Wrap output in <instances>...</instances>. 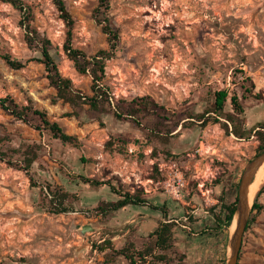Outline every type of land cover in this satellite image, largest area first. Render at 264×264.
I'll use <instances>...</instances> for the list:
<instances>
[{"label":"rangeland","instance_id":"obj_1","mask_svg":"<svg viewBox=\"0 0 264 264\" xmlns=\"http://www.w3.org/2000/svg\"><path fill=\"white\" fill-rule=\"evenodd\" d=\"M23 2L25 14L0 1V97L45 110L77 144L51 138L33 114L18 118L0 107L4 148L23 142L43 146L28 174L0 159V264H99L108 249L101 252L96 245L104 240L115 248L129 241L142 248L148 234L141 208L127 205L104 217L95 209L100 201L116 198L113 189L74 176L110 180L122 191L140 189L152 204L163 206L155 214L176 224L175 247L186 252V264H219L220 259L226 264L229 230H212L213 212L219 210V197L231 198V184L239 183L258 141L253 133L248 139L225 133L213 112L205 114L212 117L204 126L189 125L193 118L184 116L203 112L211 107L215 91L226 90L224 110L233 111L230 96L236 95L245 128L264 122V0L108 1L105 16L118 42L105 61L102 82L115 98L147 96L170 119H179L163 138L143 134L130 120L110 113L98 116L87 105L77 115H66L72 108L53 102L55 90L40 62V42L28 41L25 24L49 39L60 73L88 95L91 77L78 73L63 50L68 27L53 0ZM64 3L73 20L71 46L87 56L107 48V35L96 21L99 0ZM6 55L22 67H10ZM111 135L127 139L120 152L105 149ZM175 171L184 182L177 194L167 183L176 185ZM216 180L222 182L218 188ZM45 183L76 195L71 211L54 213L42 204L40 186ZM260 186L262 208L248 214L237 264H264V180ZM83 227L92 230L81 232ZM112 264L128 263L117 257Z\"/></svg>","mask_w":264,"mask_h":264},{"label":"trees","instance_id":"obj_2","mask_svg":"<svg viewBox=\"0 0 264 264\" xmlns=\"http://www.w3.org/2000/svg\"><path fill=\"white\" fill-rule=\"evenodd\" d=\"M0 1L23 11V14H25L26 10H24V8L26 6H24L23 0ZM108 1L109 0H99L96 15V21L101 24V30L107 35L108 47L101 48L95 54L87 56L81 50L73 48L70 44V25L73 20L66 9L64 0H53L55 7L60 13V17L68 27L63 50L66 56L73 62V66L78 73L88 74L91 77V95L85 94L77 89L69 77H65L60 73L57 62L50 49L51 44L49 39L40 37L36 29L30 27L29 24H25L26 33L27 31L29 33L26 34L28 41L30 42L33 38H37L40 42V62L43 63L46 70V78L49 85L55 90L53 102L61 100L62 102L68 103L72 108V111L68 112L66 115H77V109H84V105H87V110L97 115L110 113L117 120H130L133 125L141 129L143 134H154L163 138V136L168 135L177 127L179 119H170L164 107L158 105L152 98L147 96L133 98L131 100H127L122 96L115 98L107 86L102 82L106 73L105 61L113 56L118 42V36L110 26L108 18L105 16V12L108 9ZM99 15H101V17H99ZM4 59L12 68H20L23 65L20 61L10 59L8 55L4 56ZM243 87L245 93L250 92L248 86ZM226 98V90L215 91L213 93L211 107L206 108L201 113L187 112L185 113L184 119L193 118V120H187L189 125L199 122L200 126H204L209 120V117H212L205 116V114L213 112L216 117L215 121L220 123L225 133L233 134L238 138L244 139H248L253 133L258 141L253 154V157H255L264 151V122L256 123L250 128H245L240 117L243 110L238 101V97L236 95L230 96V103L233 109L232 112L224 110ZM0 107L8 110L18 118H25L33 114L37 117L41 129L46 131L51 138L73 145L77 144V139L65 133L56 121H51L47 117L45 110L33 108L31 104L19 107L13 100L5 97H0ZM220 118H224L225 121L219 120ZM126 142L127 139L111 135L105 141L104 147L107 151L115 150L120 152ZM42 147L40 143L28 144L27 142H23L17 147L4 148L0 140V159L7 160L9 164L23 169L28 174L32 163L39 158V151L42 150ZM152 177L155 178V176H151V178ZM73 178L80 179L82 183L92 186L109 185V187L113 189L116 198L113 200L100 201L95 209L97 213L104 217L127 205L139 206L149 202L142 194L141 190L137 188H134L133 191H122L113 186L110 180L97 181L83 176H74ZM215 183H219V180H216ZM31 184L33 186H39L38 182L34 180H31ZM231 185L233 188L231 198L226 201L223 196L219 197V210L213 212V231L228 232L236 205L238 181ZM40 187L42 204L45 205L49 211L54 213L71 211L73 208L72 201L78 199L74 193L68 192L61 187H55L49 183H45V185H41ZM43 187H45L47 192L43 190ZM261 189L262 186H260L255 194L251 212L255 211L259 213L262 208L257 202ZM156 208L157 207H155V209ZM252 220L251 218L250 221ZM249 223L248 221L246 227H249ZM175 231L176 224L172 220L168 221L166 218L165 221L160 222L149 234L147 242L143 244L141 249H136L134 243L130 241L119 248H115L110 240H104L103 243L96 245V248L101 252L108 249V251L103 254L104 260L99 264H112L117 257L124 258L128 264H186L184 260L185 254L175 247ZM220 262L219 264H222L224 259H220Z\"/></svg>","mask_w":264,"mask_h":264},{"label":"water","instance_id":"obj_3","mask_svg":"<svg viewBox=\"0 0 264 264\" xmlns=\"http://www.w3.org/2000/svg\"><path fill=\"white\" fill-rule=\"evenodd\" d=\"M264 162V151L251 159L244 167L241 174L238 187L235 210L232 221L235 220V227L233 231H229L228 235V256L226 264H237L238 253L242 243V235L245 230L248 214L251 206H247V187L253 181L254 175L259 166ZM254 200V198H253ZM253 203V202H252ZM230 223V225H231ZM230 227V226H229ZM92 230V227H83L81 232ZM229 230V228H228Z\"/></svg>","mask_w":264,"mask_h":264},{"label":"crops","instance_id":"obj_4","mask_svg":"<svg viewBox=\"0 0 264 264\" xmlns=\"http://www.w3.org/2000/svg\"><path fill=\"white\" fill-rule=\"evenodd\" d=\"M222 184V182H219L216 186L217 188ZM214 186V187H216ZM216 189V188H215ZM223 189V186H222ZM135 206V205H133ZM139 208H141V211L144 213L143 214V219H142V228L143 226L146 227V229L144 228L143 231H145L148 236L149 234L159 225L160 222H163L166 220V218H160L157 214L160 211H162L163 206H158V205H154L151 203V201H149L148 203H145L143 205H139ZM155 207H157L155 209ZM168 221H170V219H167ZM142 232V229H141ZM183 253L185 254L186 252L183 251Z\"/></svg>","mask_w":264,"mask_h":264},{"label":"bare ground","instance_id":"obj_5","mask_svg":"<svg viewBox=\"0 0 264 264\" xmlns=\"http://www.w3.org/2000/svg\"><path fill=\"white\" fill-rule=\"evenodd\" d=\"M150 11L155 15V12L153 10H150ZM263 180H264V162L259 166V168L257 169L254 175L253 181L247 187V206L248 207L251 206L255 193L257 192V189ZM234 227H235V220H233V222L231 223L229 227V231L230 232L233 231Z\"/></svg>","mask_w":264,"mask_h":264},{"label":"built area","instance_id":"obj_6","mask_svg":"<svg viewBox=\"0 0 264 264\" xmlns=\"http://www.w3.org/2000/svg\"><path fill=\"white\" fill-rule=\"evenodd\" d=\"M172 166H175V163H173V162L170 163V167H172ZM174 177H175L174 182H176V185L169 184V182H167V183H168V185H170V188H172L171 190L175 194H177L179 192L180 188L184 186V182L182 180L180 173H178V171H175Z\"/></svg>","mask_w":264,"mask_h":264}]
</instances>
